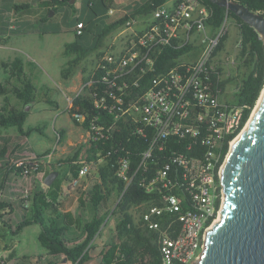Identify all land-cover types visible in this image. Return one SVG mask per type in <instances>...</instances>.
Listing matches in <instances>:
<instances>
[{"label":"built area","instance_id":"1","mask_svg":"<svg viewBox=\"0 0 264 264\" xmlns=\"http://www.w3.org/2000/svg\"><path fill=\"white\" fill-rule=\"evenodd\" d=\"M212 12L202 0H176L172 6L158 7L142 30L134 27L135 19L126 21L129 34L124 46L117 52H103L96 68L101 74L88 82L89 86L96 84L91 92L94 109L106 110L113 116L112 121L90 122L83 142L85 147L75 160L78 174L68 182L69 189L83 186V182L86 189L89 182L99 180V167L96 160L89 157L87 149L95 142L108 139L121 117L129 118L134 124L133 133L149 139L140 163L146 170L154 151L164 148L170 137L188 139L185 151L172 153V164L176 165L173 169L166 164L140 180L148 192L156 191L162 199L161 205L138 206L145 224L159 234L162 264H194L200 259L207 233L220 216L225 200L223 165L233 140L241 132L231 138L241 128L243 107H231L220 93H213L208 75L209 68L213 70V50L221 35L213 36L208 31L207 21ZM83 28L81 21L74 28L75 34H82ZM190 43L202 47L196 60L180 61L149 78L148 88L141 89V82L156 71L164 48L171 45L179 48ZM70 105L73 106L72 100ZM73 116L80 123L86 120L81 112ZM57 137L58 140L61 137L59 132ZM97 155L98 161L103 162L104 155ZM50 163L52 153L39 157L35 151H27L17 159L15 165L24 167L26 184L22 197L27 205L34 187V170ZM131 165V158L119 156L116 175L126 187L135 176ZM170 170L173 172L169 176ZM168 213L178 214L181 221L175 235L163 225ZM2 259L0 251V263ZM55 264H78V261L64 258Z\"/></svg>","mask_w":264,"mask_h":264},{"label":"trees","instance_id":"2","mask_svg":"<svg viewBox=\"0 0 264 264\" xmlns=\"http://www.w3.org/2000/svg\"><path fill=\"white\" fill-rule=\"evenodd\" d=\"M169 0H146L127 12L122 18L105 23L96 33V39L92 44L83 41L84 37L92 31L89 24L96 23L94 16L90 22H84L82 34H75V40L66 43L64 54L71 59L67 67L62 69L64 77L73 74L76 68L92 53L97 52L104 45L105 38L113 31L124 26L126 21L134 19L137 16L152 15L160 6H163ZM179 1V0H177ZM212 9V15L207 21L210 32L217 36L223 26H226L228 19H232L239 28V52L237 58L245 67L241 73L232 74L227 78H222V69L214 64V57L224 50L225 42L228 38V32H221L219 43L213 50V70L209 68L208 75L212 82L213 93H225L229 83L237 86V91L233 97L227 100L231 107H243L244 116L241 128L231 135L235 137L246 125L254 107L264 88V39L260 33L250 24L245 22L240 16L224 6L213 3L211 0H202ZM248 6L250 9L260 11L264 14V0H238ZM40 8H47L49 12L58 11L60 7L71 5L69 0H37ZM93 1H88L95 17L98 11L92 5ZM102 4L106 5L105 0ZM22 8V7H20ZM109 9V7L107 6ZM80 18H75V26L81 22ZM202 51V47L193 44H187L182 47L174 45L164 48L158 57L156 71L147 75L146 80L142 81V90L148 88V79L156 74L167 71L174 65L180 63V58L187 56L190 60H196ZM103 52L100 53L102 55ZM32 63V62H31ZM33 64V63H32ZM2 65L7 73V78L0 80V96L4 97V104L0 109V125L5 127H16L22 136L30 137L33 133L44 134L46 125L36 124L26 127V121L31 114L27 107L37 102L45 101L48 104L59 103L54 100L47 84L38 85L32 76L27 72V62L20 55L13 59L2 61ZM35 68V67H34ZM101 74L99 69H95L94 74L85 79V89L78 94L73 100V106L70 108L72 118L78 124H81L86 130L92 120L96 123H105L112 121L113 116L106 110H95L92 104L91 92L95 89L96 84L88 85V82L97 78ZM16 98L19 104H14ZM81 112L86 115V120L80 123L75 119L73 114ZM134 124L127 117H121L115 124L108 139L95 142L87 149L91 159H95L99 167V180L93 182L88 189L83 191L84 197H80V210L73 214L71 211H61L62 196L65 183L77 176L78 165L75 160L79 157L85 147L82 143L76 152L61 158L55 162L44 165L41 164L34 170L35 180L34 187L29 197V204L21 195L23 207L28 211V215L23 217L21 223L14 227L10 225L12 233L18 234L23 226L38 224L41 227L39 241L48 249V259L43 255L24 256L19 259L17 264H55L66 258L78 261V264H90L93 260V253L97 251L94 246V240L101 233L103 226L107 224L110 215H116L118 220L112 229L113 234L107 243L99 252V261L97 264H162L163 253L159 242V234L156 230L149 228L141 216L137 218L133 213V208L142 204L161 205L162 199L156 191L148 192L140 180L146 174H151L159 167L170 164L172 169L176 166L172 164V153L174 151H185L188 139L170 137L164 148H157L153 156L148 160L147 170L140 167L142 153L147 148L149 139L138 133H133ZM61 137L59 143L66 138V130L59 132ZM8 145L4 147L2 156L5 155ZM228 150V145L226 147ZM39 157L51 153V150L40 151L32 147ZM98 153L104 155L103 162L98 161ZM192 153L197 154L194 150ZM14 154L11 150L10 156ZM127 155L131 158V170L135 174L131 184L126 187V183L116 175V166L119 156ZM9 162L4 166H8ZM28 167L29 164L27 165ZM58 170L59 176L51 185L44 183L45 177L52 171ZM12 171L24 176V167L12 166ZM173 170L169 171V176ZM43 173V178L38 179V175ZM1 187V186H0ZM113 197H116L114 207L111 205ZM4 205L0 202V209ZM186 209V204H184ZM87 208L88 211H82ZM139 208V207H138ZM141 210V209H140ZM3 218V215L0 216ZM82 226V236L68 237V231L71 226ZM165 227H169L173 235L181 228V221L176 213H168L163 221ZM1 229V228H0ZM6 231V229H4ZM5 241L7 233L1 234ZM15 257L12 251L8 259ZM6 259V260H8ZM0 264L5 262L4 259Z\"/></svg>","mask_w":264,"mask_h":264},{"label":"rangeland","instance_id":"3","mask_svg":"<svg viewBox=\"0 0 264 264\" xmlns=\"http://www.w3.org/2000/svg\"><path fill=\"white\" fill-rule=\"evenodd\" d=\"M21 1L22 0H20V2ZM95 1L96 5H100L99 10L102 11L104 9V7H102V0ZM5 3H8V1ZM2 11L6 10L0 9V13ZM92 15L93 11L88 4V0H76L71 5L61 7L59 14H56L53 10L49 12V17L46 21H40L39 19L37 21L32 20L31 24L27 25L29 26L27 29L31 33H27L19 39L11 35V37H7V39L3 40V42L6 40L8 43L19 47V50L14 47L5 48L4 51H2V49L0 50V56L3 53L6 57H14L17 55L22 56L27 62L26 68L28 73L32 76L35 83L38 85L47 84V86L51 88V97L59 103V106H56L55 104L51 105L40 100V102L27 107V111H30L31 114L26 121V127L36 124L46 125L44 134L33 133L30 137H28V147L29 145H32V147L40 151L51 150L52 162L74 154L78 147L84 142L87 131L81 124H78L72 118L70 113V108L72 107L70 105V101H73L78 94L84 91L85 79L94 74V71L97 68L100 53L106 52L107 47L110 46L111 41H113V36L122 30L119 28L108 35L104 40V45L100 48L101 51L99 50L92 53L80 64L78 68L75 69L72 75L64 77L62 69L67 67V63L71 59V57L64 54V50L66 43L73 38L71 32L67 31V29L70 27L73 19L79 17L87 20V22H90L89 20L92 19ZM112 15L114 17L117 16L115 13ZM53 16H55V18L50 19V17ZM98 20L97 22L100 24L99 28L101 29L103 20ZM99 28H96V25H91L92 31L85 36L88 44H92L95 41L96 33L101 32ZM226 31L228 32V38L225 42L224 50L214 57V64L222 69V78H227L232 74L242 73L245 70V67L241 65L242 63L237 58L239 52L240 31L232 19H228L226 26H223L219 33L221 34V32ZM180 60L192 61L187 56H183ZM33 67H35V69H32ZM4 75L5 73L1 68L0 78ZM236 91L237 86L234 83H229L226 87L225 93L221 96L222 100L226 102L231 99ZM62 129L66 130V138L63 142L59 143L57 133L62 131ZM16 131V127H5L0 125V133L2 134L6 132V135H15V133L18 134ZM17 140L19 142L21 137H17ZM11 146L12 145H10V147ZM13 147L14 144L11 149ZM13 161L15 164L17 158H13ZM42 176L43 173L39 174L38 178L41 180ZM69 188L70 187L67 182L66 189ZM78 189L79 187H77L75 191ZM1 192L2 191H0V194ZM111 203L114 207L116 197H113ZM79 205L75 207L76 212H79L80 210ZM3 210L4 207L0 209V216L2 215ZM82 211H86L85 208H82ZM140 211V208H133V213L137 218L140 216ZM1 220L2 219L0 218V221ZM117 220L118 217L116 215H110L107 220V224L103 226L101 233L94 240V246L97 251L93 253L94 257L90 264L98 263L99 252L112 236V229H114ZM39 227L40 226L37 224L36 227L32 226L28 228V233H32L34 229H38ZM80 228L81 227L78 228V231ZM72 232H75V228H72ZM29 238L35 239L34 242L36 244L31 242L33 248L38 247L33 250L41 251L42 248L38 243L37 237L29 235Z\"/></svg>","mask_w":264,"mask_h":264},{"label":"water","instance_id":"4","mask_svg":"<svg viewBox=\"0 0 264 264\" xmlns=\"http://www.w3.org/2000/svg\"><path fill=\"white\" fill-rule=\"evenodd\" d=\"M211 1L236 13L264 39L262 12L238 0ZM59 174L52 171L44 183L51 185ZM222 184V220L208 231L203 253L194 264H264V94L252 123L229 151Z\"/></svg>","mask_w":264,"mask_h":264},{"label":"crops","instance_id":"5","mask_svg":"<svg viewBox=\"0 0 264 264\" xmlns=\"http://www.w3.org/2000/svg\"><path fill=\"white\" fill-rule=\"evenodd\" d=\"M7 1L8 3H5ZM22 1L21 3L20 0H0V9L6 10L0 13V50L2 49V51H4L5 48H8V47H14L15 49L19 50V47H16L8 43V41L6 40L3 42V40L7 39V37H11V35L18 39L22 36H25L27 33H31L27 29V27H29L27 25L31 24L32 20L37 21L39 19L40 21H46L49 17L45 15L47 13V8H40L37 3V0H22ZM88 1H93L92 3L93 7L96 8L98 11V15L96 17L94 14L92 15V18L94 16V21L96 23H91V25L92 26L96 25V28H99L100 24L97 22L98 19L103 20L102 21L103 25L105 23H112L113 21L122 18L131 9L136 7L138 4L145 2L146 0H105L107 4L106 5L102 4V7H104L102 11L99 10L100 5L98 4L96 5L95 0H88ZM175 1L176 0H169L164 5L172 6L175 3ZM107 6L109 7V9L107 8ZM60 10H61V7L58 9V11H54V12H56V14H59ZM114 13L117 15L116 17L112 15ZM52 18H55V16L50 17V19ZM134 19H135L134 27L137 30H142L152 20V15L137 16ZM81 20L84 22L87 21L84 19H81ZM74 21L75 19H73V22L70 24V27H68L67 29V31L71 32L72 37H73L72 40H69L68 42H72L75 40ZM91 25H89L90 28H91ZM120 28L122 30L113 36V41H111V44L110 46L107 47L106 51L117 52L121 50L122 47L124 46V40H125V37L129 34V29H127L125 25L121 26ZM55 33H59V32H55ZM83 41L87 43V40L85 37ZM14 57H10V56L6 57L4 53L1 54L0 67L3 69L5 75L2 76L0 80L4 81L7 78V73L5 72V69L2 65V61L10 60V59H13ZM32 69H35V68L33 67ZM0 98H1L0 99V109H1L4 104V97L0 96ZM13 103L18 105L19 104L18 99L14 98ZM5 133L4 134L0 133V186H1L0 191H2L0 194L1 195L0 202L2 203V205H4V210L2 211L3 218L0 221V228H1L0 229V251L3 256V259L5 260L3 264H17L19 259L24 256H34L38 254H41L44 256L45 259H48L50 257L48 255V249L44 247L39 241V234L41 231V227H39L38 229H34L32 233H28V228L32 226L36 227L37 224L33 223L27 226H23L22 229L18 232V234H14L11 232V230H9L10 225L17 227L23 220V217L28 215V211L25 210L23 207V201L21 198L22 189L24 185L26 184V179L24 178V176L22 177L20 174H17L15 171H12V166L14 165L13 158L16 157L18 159L21 156H23L27 151L32 150V145L31 146L29 145L28 147V144H29L27 140L28 137L22 136L19 132L18 134L15 133V135H10V134L6 135ZM19 136L21 137V140L18 142L17 137ZM13 144H14V147L11 149ZM7 145L9 146L7 149V152L5 153L4 156H2V153H3L2 151L4 147H6ZM10 145L12 146L10 147ZM11 150H14V154L12 156H10ZM10 157H13L11 159V163L8 166H4L7 162H9ZM84 184L85 182L82 183L83 186H80L79 189L75 191V189H66V183H65L64 192H63V196L61 199L62 201L61 211L63 212L71 211L73 214L76 215L77 212L75 210V207H77V205L80 204L79 202L80 197H84L83 191L88 189V188L84 189L85 188ZM88 184L90 186L92 183L89 182ZM85 210L88 211L87 208H85ZM79 227L80 226L77 227L76 225L71 226L69 231L67 232L68 237L82 236L83 234L82 226L80 230L78 231ZM72 228H75V232H72ZM4 229H6V231ZM4 232L7 233L5 241L2 239V236H1V234ZM29 235H34L35 237H37L38 243L41 245V248H42L41 251L33 250L38 247L33 248V245L31 242L35 243L34 242L35 239L29 238ZM12 251L15 252V257L12 259H8Z\"/></svg>","mask_w":264,"mask_h":264},{"label":"bare ground","instance_id":"6","mask_svg":"<svg viewBox=\"0 0 264 264\" xmlns=\"http://www.w3.org/2000/svg\"><path fill=\"white\" fill-rule=\"evenodd\" d=\"M263 94H264V90L262 91V95H261V97H260V99H259V101H258V104H257V106H256V108H255V110H254V112H253V114H252V116H251V118L247 121V123H246V125L244 126V128L241 130V132L236 136V138L233 140V142H232V147L235 145V143L239 140V138L241 137V135L243 134V132L247 129V127L252 123V121H253V119H254V117H255V115H256V112H257V109L259 108V106L261 105V101H262V97H263ZM224 165H225V163H224ZM224 165H223V167H224ZM222 220V217H221V214H220V216L216 219V223L219 221H221Z\"/></svg>","mask_w":264,"mask_h":264}]
</instances>
